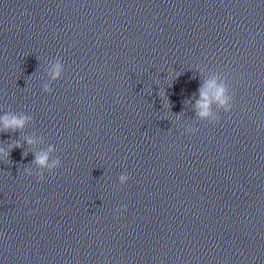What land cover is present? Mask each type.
<instances>
[{"label": "clouds", "instance_id": "9594fccd", "mask_svg": "<svg viewBox=\"0 0 264 264\" xmlns=\"http://www.w3.org/2000/svg\"><path fill=\"white\" fill-rule=\"evenodd\" d=\"M64 72V66L62 62L58 59L57 63L52 67V79H60L62 73ZM44 92L50 93V89L47 85L44 86ZM232 97L228 95V89L224 84H218L217 80L211 79L205 83L200 89V100L197 101L196 108L198 109V116L201 118H207L210 115V104L215 101L218 105L224 109L225 112H230L232 110V104L230 103ZM30 117L26 115H16L14 113L5 112L3 115H0V132H16L20 129H23L25 124L28 122ZM34 141L32 139L27 140V144L31 145ZM23 145L16 142L8 147L7 150L0 148V159H9L10 154L14 148H22ZM53 149L49 148V152ZM49 152H40L35 154L34 163L40 167H48L49 169L56 168L59 164V160L53 161L51 164L49 161ZM23 156L27 155V152L22 153ZM26 173H29V170L25 169ZM30 174V173H29ZM44 179L43 174L40 176V180ZM129 180L127 174H121L119 176L120 185H124ZM117 213L121 211H127L126 206H121L115 210Z\"/></svg>", "mask_w": 264, "mask_h": 264}]
</instances>
